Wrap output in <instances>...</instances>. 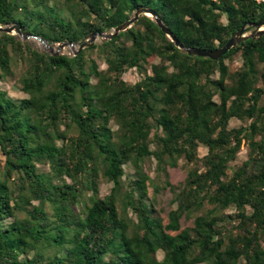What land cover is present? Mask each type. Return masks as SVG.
I'll return each instance as SVG.
<instances>
[{
	"label": "trees",
	"instance_id": "16d2710c",
	"mask_svg": "<svg viewBox=\"0 0 264 264\" xmlns=\"http://www.w3.org/2000/svg\"><path fill=\"white\" fill-rule=\"evenodd\" d=\"M142 7L182 46L210 51L264 20L256 0H0V26L82 44ZM16 76L27 98L3 90ZM152 159L165 179L155 192L174 193L167 224L149 199ZM0 264H264V35L211 60L145 15L72 56L0 33Z\"/></svg>",
	"mask_w": 264,
	"mask_h": 264
},
{
	"label": "rangeland",
	"instance_id": "374dc122",
	"mask_svg": "<svg viewBox=\"0 0 264 264\" xmlns=\"http://www.w3.org/2000/svg\"><path fill=\"white\" fill-rule=\"evenodd\" d=\"M253 31V30H252ZM249 31L248 33L252 32ZM20 37V36H19ZM21 38V37H20ZM33 45L35 46L36 49L40 50L41 52L47 53L50 55L49 51L46 50L39 42L35 41L34 39L30 40ZM102 42V38H98L96 40V44H100ZM57 46V45H56ZM55 46V47H56ZM77 50V47L74 49L71 47H66L65 49L62 50L61 54H67V55H74V52ZM158 62V61H156ZM101 69H106L107 66L104 64L103 61H99ZM227 64L229 65L230 69L232 72L239 70L243 66V59L241 54H237L233 57L232 60H228ZM218 76V75H217ZM124 79L129 82V83H136L141 79V75L136 71V70H129ZM2 88L4 91L7 92L8 96L11 97L14 100H21L24 98H27L28 96L24 94L21 90L22 84L21 80L18 76L16 77H11L7 80H5L1 84ZM246 124L239 121V120H232L230 122V127L231 128H239L241 126H245ZM246 148V147H244ZM207 150L204 147L200 148V155L203 156L205 155ZM246 149L239 155L237 161L232 163V165L239 164L246 160ZM188 170L189 168L186 167L182 162L179 164L177 168H168V181L173 185L174 187H180L183 182L185 181L187 175H188ZM125 171L127 176L132 178L134 176V171L130 166H125ZM146 171L148 175L151 178V183L149 184V199L150 200H155V207L161 214V217L164 219L165 224L168 223V214L171 210L175 208V205L173 204L174 200V193L171 191L170 188L162 189L160 192L156 193L154 185L152 182L157 183L159 185L163 184V180H165L163 177L159 178L157 176L156 172V161L155 159L149 160L146 163ZM112 185L110 184H103L102 185V192L101 195L102 197L106 196L109 194L110 189ZM193 226V220H186L182 219L181 221V229H185L188 227ZM159 259H162V253H159L158 255Z\"/></svg>",
	"mask_w": 264,
	"mask_h": 264
},
{
	"label": "water",
	"instance_id": "95a60500",
	"mask_svg": "<svg viewBox=\"0 0 264 264\" xmlns=\"http://www.w3.org/2000/svg\"><path fill=\"white\" fill-rule=\"evenodd\" d=\"M143 15L150 17L159 26L162 32L168 38H170L171 41L174 42L175 45L179 49L184 50L188 55L197 56L200 58H208L211 60H218L222 58L223 56L227 55L231 49L237 47L241 43L249 39H258L259 37L264 35V20H263L258 23L249 25L255 28L250 33L246 32V25H244L241 31L236 33L234 36H232L223 47L216 49L214 51L202 50V49H197V48H187V47L182 46L180 42L176 40L171 30L158 17L157 13L145 7L139 8L135 12L133 17L127 19L123 24L116 27L111 32H106V33H100L99 31L93 32L90 35V37L82 44H79V43L73 44V43L65 42V43L53 45L41 37H37L34 35H24L21 31L20 26L16 24L0 26V33H6L8 35H18L24 41H29L31 39H34L35 41L39 42L46 50H48L50 55L56 56V57L61 55L62 50L65 49L66 47H71L74 49L75 47L78 46L77 50L74 52V55H76L79 51L89 48L91 46H94L96 44V40L99 37L102 38V41L111 40L115 38L117 35H119L120 33L127 31L135 24V22L139 19V17Z\"/></svg>",
	"mask_w": 264,
	"mask_h": 264
},
{
	"label": "built area",
	"instance_id": "2783aa9c",
	"mask_svg": "<svg viewBox=\"0 0 264 264\" xmlns=\"http://www.w3.org/2000/svg\"><path fill=\"white\" fill-rule=\"evenodd\" d=\"M258 3H260V2H264V0H256Z\"/></svg>",
	"mask_w": 264,
	"mask_h": 264
}]
</instances>
